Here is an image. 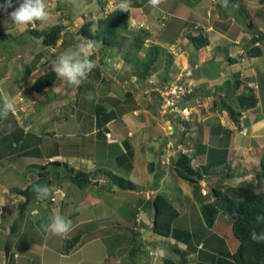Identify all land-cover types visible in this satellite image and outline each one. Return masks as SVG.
I'll list each match as a JSON object with an SVG mask.
<instances>
[{
  "label": "crops",
  "instance_id": "0c3cea01",
  "mask_svg": "<svg viewBox=\"0 0 264 264\" xmlns=\"http://www.w3.org/2000/svg\"><path fill=\"white\" fill-rule=\"evenodd\" d=\"M55 1L49 11L56 13L50 12L48 22L23 31L13 26L10 13L0 18V37L6 33L11 41L17 40L12 38L15 35L29 34V29H45L59 22L66 26L54 47H43L32 37L33 48V41L24 40L23 49H13L4 63L0 60V90L16 104L15 113L0 119V205H3L0 208V264H6L5 249L12 257V264H132L128 262L132 233L137 235L140 243V252L134 257L133 264H237L233 255L236 241L228 220L219 214L209 227L201 216L200 206L215 200L214 188L223 193L235 191L233 195L239 196L247 191L264 192L261 178L262 187L258 189L239 186V181L251 183L260 175V156L264 151V103L261 101L256 108L241 112V117L234 122L221 106L220 101L226 96L219 93L220 87L234 76L258 91V81L264 73V40L254 44L252 38L258 28L256 31H237L232 26L235 29L217 30L215 23L221 17L211 19L212 7L218 6L215 2L221 0H177L175 4L170 0L166 8L173 10V14H168L171 19L167 21L157 18V14L165 12L159 8L154 13L148 0H131L129 28L123 34L128 38V44L132 35L141 31L148 33L144 44L146 50L141 49L135 55L124 48L120 54L101 45L91 57L97 67L88 75L85 84H81L80 93L77 87L67 85L62 78L41 92H35L32 89L35 81L53 71L52 62L80 43L77 32L85 19L90 21L100 16L96 0L98 12L71 18L63 16ZM113 1L115 8L118 7L120 0ZM179 8L181 14H177ZM105 9L106 5L104 15ZM139 24H143V28L140 29ZM200 29L208 37L209 44L196 50L186 36L196 35ZM214 32L216 34L210 36ZM165 44L169 45L166 50L162 48ZM155 45L160 48L154 66L156 70L148 80L140 81L133 75L134 68L144 61L148 47ZM254 46H261L262 55L248 57L247 51ZM192 51L198 54L196 59ZM137 56L143 61L135 62ZM229 58L235 61L229 62ZM107 59L119 63L120 70L108 71ZM168 63L172 66L169 72ZM213 63H220L214 72L210 69ZM15 64L18 69L22 66L24 75L20 79L18 71L15 78L11 76L10 69L14 71ZM187 72L191 75L193 90L178 104V109H189V119L176 112H161L163 87ZM95 82L107 85L103 91L105 100L122 99L127 92L132 103L124 109L108 104L104 108L105 114L96 116L100 87L95 90ZM121 83L131 87H126L119 95L113 94L115 84ZM146 84L151 86L146 87ZM66 91L69 101L64 107L65 112L57 106L51 113L52 97L61 100ZM45 102L48 105H44ZM109 112L114 115L108 117ZM106 133L111 135L113 142L109 143ZM145 145H148L149 154H146ZM180 146L192 149L193 168L201 174L195 186L175 174L174 157L168 161V155ZM150 152L154 153V159ZM249 156L254 157L249 161L254 178L247 163H244V171L239 166L240 161ZM62 163L95 174V177L92 176L90 184L83 189L74 187L65 174L62 179L52 176ZM51 164L56 166L50 167ZM105 169L140 186V191L117 193L98 173ZM46 180L52 189L50 197H56V201L50 202L49 198L40 202L34 198L23 213L20 212L24 198L14 191L32 190ZM94 180H97L95 189L105 186L107 195L117 194L118 198L106 200L100 193L91 198L88 190ZM202 190L207 194L203 195ZM159 194L166 196L177 211L167 238L158 237L151 231L153 199ZM57 212L72 221V231L66 237L45 234L40 229V225L49 223ZM138 216L142 219L140 222ZM15 220L20 225L10 235ZM78 233H81L79 243L65 252L66 241ZM157 250H163L166 255L161 257Z\"/></svg>",
  "mask_w": 264,
  "mask_h": 264
},
{
  "label": "trees",
  "instance_id": "16d2710c",
  "mask_svg": "<svg viewBox=\"0 0 264 264\" xmlns=\"http://www.w3.org/2000/svg\"><path fill=\"white\" fill-rule=\"evenodd\" d=\"M100 7L101 18L93 17L90 21L85 20L83 25L77 32L78 37L95 40L100 45L118 51L122 53L124 48H128L133 52H139L144 49L146 39L149 34L141 31L137 33L135 39L127 47L126 37L123 34L129 28V13L120 12L119 8L116 7L112 12L107 15L103 14L105 8V1L96 0ZM6 0H0V5L5 4ZM259 4L264 6V0H259ZM13 8L4 11L0 9V18L11 13L15 7L19 6L17 0H13ZM223 0L219 3L218 7L227 11L242 12L246 10V0H229V7L225 9L223 6ZM57 2V7H58ZM72 23V21H70ZM72 25V24H70ZM66 26L59 22L54 26L47 27L45 29H29L28 33L33 38L40 41L43 47H54L61 35L65 31ZM255 30V29H254ZM198 31V30H197ZM256 31V30H255ZM187 41L196 50L206 47L209 44V39L206 34L200 29L196 35H187ZM253 43H260L264 40V31L261 30L257 34L252 33ZM63 44V43H62ZM160 48L155 46H149L145 53V59L134 68V77L140 81H146L156 70L155 64L159 54ZM248 57H259L262 55L261 46H254L246 53ZM229 62H234L235 59H228ZM60 77L56 75L54 71L48 72L40 76L33 85L32 89L35 92H41L45 88L53 85ZM86 80L83 82L85 84ZM259 84L258 91L264 89V83ZM78 87V92L82 90V86ZM163 87V86H162ZM164 88V87H163ZM163 90V89H162ZM221 92H225V98L222 99L221 106L227 113V115L237 122L241 117V112H245L257 107L259 102H263L262 95L257 96L255 89L248 86L246 83L240 81L239 77L234 76L231 80L226 81L219 89ZM242 90L239 94L238 91ZM232 93L234 95V102L241 108V112H237L234 107L227 104V94ZM191 95V94H190ZM189 95V96H190ZM109 98V102L102 101L95 104V115L101 116L105 114V109L108 104H112L117 109H124L125 105L132 103V98L129 93H125L122 99ZM186 98V97H185ZM184 98V99H185ZM163 101V99H161ZM123 103V104H121ZM162 105V104H161ZM112 112L108 113V117H112ZM193 158V156H192ZM191 158L184 154H178L173 162V170L175 174L182 180L187 181L194 186L197 181L201 178V174L196 168L192 167ZM58 165V163H55ZM61 166V165H60ZM67 168L66 179L68 182L79 189L87 187L92 179V174H88L79 170H75L71 167ZM64 167V168H65ZM260 178L264 182V155L260 156ZM101 174L106 178L111 185L116 186L122 191H140V187L135 185L133 182L124 179L111 171L103 170ZM40 184V183H39ZM38 184V185H39ZM48 186L47 180L44 181L42 186ZM34 189V188H33ZM30 189L15 190L19 196L24 198V202L20 205V212L23 213L24 209L35 200V193ZM235 192V191H234ZM226 191H218L214 188L213 193L215 194V200L211 203L201 204L200 213L207 226H212L219 214H222L228 220L231 225L232 234L236 241V247L234 250V259L237 264H264V242H256L250 238V233L253 231L261 232L264 230V224H257L256 217L264 215V192H253L247 191L244 195H233L234 193ZM207 194V193H206ZM153 224L151 231L160 237L167 238L171 232L172 221L177 217V211L173 208L170 200L164 195H157L153 199ZM20 225L18 220H15L12 228H10V235H13L15 228L17 229ZM81 233H78L70 240L66 241L65 252H69L79 243ZM137 235L132 233L131 247L129 249L128 262L132 263L134 257L140 252L139 245L136 243ZM6 264H12V257L10 256L8 249H5Z\"/></svg>",
  "mask_w": 264,
  "mask_h": 264
},
{
  "label": "rangeland",
  "instance_id": "374dc122",
  "mask_svg": "<svg viewBox=\"0 0 264 264\" xmlns=\"http://www.w3.org/2000/svg\"><path fill=\"white\" fill-rule=\"evenodd\" d=\"M134 1H137V0H134ZM168 1L170 2V0H164V3H162L159 6V8L162 9L163 12H165V13H159V14H157V18L158 19L161 18V17L164 20H166V21L169 20V19H171L169 17L170 15H168V14H171L172 15L173 14V10L170 11L169 9L166 8V5H167ZM176 1L177 0H174V2H172V3L175 4ZM57 2H58L59 7L61 8V10L63 11V16L65 18L66 17L67 18H71L73 15H84V16H88V14H87L88 12H93V14H95V11L98 12V6L95 3V0H57ZM220 2L221 1H218V2H215V3H220ZM246 8H247V11L244 12L245 14L242 13V12H238L237 13V12H234V11H231V10L230 11H227L226 14H225L217 5L214 4L213 7H212V16L213 17L211 19L212 20L216 19V16H218V15L221 17L218 20V23H215V26H216V29L217 30L218 29L219 30H223L224 29V31H227V30H230V29H235V28H231L232 26H234V27H236V30L237 31H239V30H244V31H246V30H254L256 28H258L257 29V32H260V30H263L264 31V6L263 5L261 6L259 4V0H246ZM50 12L52 14L53 13L54 14L56 13V11H54V10L53 11L50 10ZM181 12H182L181 11V8H179L177 10V14H181ZM221 12H223V13H221ZM154 13H157V11L154 10ZM97 17L101 18V16H97ZM52 19H54V17H52ZM54 21H55V19H54ZM51 22H53V21L51 20ZM174 31H175V28L173 29V32ZM215 34H216V32L210 34V36H214ZM15 36L16 37H12L14 39L17 38V40H15V41H11V39L6 35V33H5V35H3V36L0 37L1 38L0 39V60H2L3 63L7 59H9V55L12 54L11 51H13V49H15V48L23 49L24 48V46H25V44L23 43L24 40L33 41V42H31V45H32L31 48H33V46L35 45L34 44L35 43L34 42V39L29 34H25L23 36H17V35H15ZM127 39L128 38H126V40ZM134 39H135V35H132L131 36V40H129V43L128 44L126 42V44L129 46ZM223 45H224V43H223ZM162 48L166 50V49L169 48V45L168 44L162 45ZM129 51L130 52H133L131 50H126L127 53H129ZM122 53H120V54H122ZM192 53H193V58L196 59L197 56H198V54L196 53V51H192ZM136 54H138V52L135 53V55ZM160 58H162V57H160ZM134 60H135V62H138L141 59L139 58V56H137V57L134 58ZM141 61H143V60H141ZM9 63H11V61ZM17 65L18 64H15L14 71H12L10 69V73H11V76L15 78L17 76V71H18L19 72V79H20L24 75L22 73V70L23 69H22V66L21 65H20V67L18 69V66ZM219 65H220V63H213V65H211V68L210 69L214 72V69L216 71V69H217V67ZM0 66H1V64H0ZM171 69H172V66H170V63H168L167 72H169ZM0 71L2 72L1 67H0ZM183 75H179L177 78H179L180 76H183ZM105 82H107V81H105ZM105 82L103 84L101 82H99L98 84H97V82H95V90L100 87L99 88V94H98V98L99 99L97 100L99 103H101L102 101L109 102V100H105L106 97L103 95V91L105 89V86H107V85H105ZM258 83H260V84H263L264 83V73H262L260 75V80L258 81ZM115 85L116 86H115V90L113 91V94H118V95L120 94L121 91H124L126 89V87H128V88L131 87L129 84L125 85L123 83H121V84H115ZM90 86H91L90 84L87 85V92H88V89H89ZM150 86H151V84H146V87H150ZM238 92L240 94V93H242V90H240ZM219 93L220 94L222 93V95H225V92H219ZM255 93L257 94L258 97H259V95H262V98L264 100V89L261 90V93H260V91H255ZM68 94H69V92L66 91L65 96L61 100H59V99H55V98H58V97H54V96L52 97L47 92V95L49 97H52V101L51 102H52L53 107L51 108L52 109L51 110V113H53V112L56 111L57 106H59V107L62 108V112H65L64 111V109H65L64 107L66 106V104H68V101H69L68 100ZM216 94H217V92H216ZM228 95H229L228 98H226L227 104H230L232 107H234L237 112H241V108L237 105L236 102H234V99H231V98H234V95H232V93H229ZM24 96H26V93L24 94ZM110 96L113 97L112 95H110ZM89 100L91 101V99H89ZM44 105H48V102H45ZM145 151H146V154H149L148 153V145H145ZM262 155H264V151H263V154ZM252 156H255V155L253 154ZM252 156L247 157V159L244 160V161H240L239 160L240 161L239 166L241 167V170L244 171L245 170L244 163H247L248 165H246V167L249 168V170L252 172V175H253V178H254V173H253L254 171L252 170L253 168H252L251 164L249 163L250 160H254V157H252ZM150 157H152L154 159V153L153 152H150ZM150 157L146 156V159L152 163V160L150 159ZM256 160H257V158H256ZM94 161H95V159H94ZM60 165L61 166L59 168L61 170L58 169L57 171H53L54 174H52V176H55V177H57L59 179H62V175L63 174H66L67 175V168L65 167V164L64 163H62ZM163 165H166V164H163ZM54 166H56V165H53V164L50 165V167H54ZM64 167H65V170H64ZM105 170L111 171V170H108V169H105ZM47 171H50V170H47ZM101 171H103V170H99L98 173L101 174ZM92 176L95 177V174H92ZM168 180H167V182H168ZM63 181H65V180H63ZM237 181L238 180H236L235 182H237ZM96 182H97V180H94L92 182V184H94V185L92 187L90 186V188L88 190L89 196L91 198H95L97 196V194H99V193L103 197H105L106 200H113L114 197H115V199L118 198V197H116V196H118L117 194L116 195H107L108 191L106 190L105 186H104V188H101L99 190L95 189L96 188V185H95ZM239 182H241V184L239 185L241 187L255 188V189H258V188L262 187L261 186V183H263L262 181L260 182V175H258V180L257 179H252V182L251 183H244L243 180H241ZM107 183L110 184V187H114L116 189L117 193H118V191H122V190L118 189L116 186L111 185V183L109 181H107ZM262 185L264 186V183ZM138 187H140V186H138ZM209 191H210V194L212 195L210 189H209ZM84 193H87V191L84 192ZM98 209L99 208L97 207V205H95V210H98ZM158 237H160V236H158ZM136 244L139 245V248H140L139 241ZM133 263H134V259L132 261V264Z\"/></svg>",
  "mask_w": 264,
  "mask_h": 264
},
{
  "label": "clouds",
  "instance_id": "9594fccd",
  "mask_svg": "<svg viewBox=\"0 0 264 264\" xmlns=\"http://www.w3.org/2000/svg\"><path fill=\"white\" fill-rule=\"evenodd\" d=\"M17 2L19 6L15 7L9 15L13 26L18 31H23L30 26L35 27L38 23L48 22L51 15L49 9L54 6L55 0H17ZM162 3H164V0H148V4L153 10H158ZM222 6L227 9L229 0H223ZM13 7V0H6L5 4L0 5V9L4 11ZM118 8L120 12L129 13L132 8L131 0H120ZM139 28H143V24ZM100 46V43L95 40L80 37V43L74 49L66 50L52 62L53 71L67 85L78 88L97 67L96 61L91 59V57ZM105 63L108 65V71L120 70V64L112 59H107ZM91 98L92 96L89 94V99ZM15 111L16 104L14 99L10 98L3 90H0V119H7L9 114L15 113ZM191 159L192 164L193 158ZM33 191L37 201L40 202L47 201L52 194V189L46 185H37ZM2 207L3 205H0V208ZM256 223L264 224V215L257 216ZM72 228V221L59 212L51 218L49 223L40 225L43 233H50L58 237H66L72 231ZM250 238L256 242H264V230L259 233L256 231L251 232ZM157 251L161 257L166 255L163 250Z\"/></svg>",
  "mask_w": 264,
  "mask_h": 264
},
{
  "label": "built area",
  "instance_id": "2783aa9c",
  "mask_svg": "<svg viewBox=\"0 0 264 264\" xmlns=\"http://www.w3.org/2000/svg\"><path fill=\"white\" fill-rule=\"evenodd\" d=\"M106 2V9L105 14L112 12L115 9V3L113 0H103ZM139 27H142V24H139ZM191 75L190 73H186L183 76L175 79L174 81L166 84L161 91V96L163 97L162 105H161V112L168 113V112H176L181 115L184 119H189L191 115V111L189 109H178V104L184 100L185 97L190 95L193 90V84L191 82ZM21 100V99H20ZM106 138L110 141L109 143L113 142L114 139H111V135L106 133ZM178 154H184L189 158H192V149L182 148L181 146L178 147L173 153L168 155V160L172 157L176 158ZM203 195H206L207 191H201ZM50 202L56 201V197H50ZM137 217V220L140 222L142 219Z\"/></svg>",
  "mask_w": 264,
  "mask_h": 264
},
{
  "label": "water",
  "instance_id": "95a60500",
  "mask_svg": "<svg viewBox=\"0 0 264 264\" xmlns=\"http://www.w3.org/2000/svg\"><path fill=\"white\" fill-rule=\"evenodd\" d=\"M96 185H97V183H96Z\"/></svg>",
  "mask_w": 264,
  "mask_h": 264
}]
</instances>
